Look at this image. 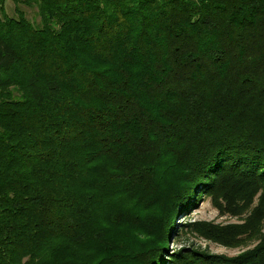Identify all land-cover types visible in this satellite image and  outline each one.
<instances>
[{"label":"trees","instance_id":"16d2710c","mask_svg":"<svg viewBox=\"0 0 264 264\" xmlns=\"http://www.w3.org/2000/svg\"><path fill=\"white\" fill-rule=\"evenodd\" d=\"M12 2L0 264H264V0ZM199 195L245 221L215 228L220 243H260L169 256Z\"/></svg>","mask_w":264,"mask_h":264},{"label":"rangeland","instance_id":"374dc122","mask_svg":"<svg viewBox=\"0 0 264 264\" xmlns=\"http://www.w3.org/2000/svg\"><path fill=\"white\" fill-rule=\"evenodd\" d=\"M15 8L16 6L12 0H6L8 16L17 17ZM21 8L31 22L37 26L40 25L37 7L22 6ZM255 206H257V201H255L253 207ZM175 222L177 226L173 228L172 239L168 246L169 256L182 250H187L188 253L195 249L209 255L237 257L254 249L260 243L257 236H252L253 238L242 240L237 244L234 243L232 246L220 243L216 239L218 232L215 228L220 230L229 225L244 224L245 221L242 218L221 212L209 196L203 198L199 195L196 201L192 200L188 209L184 208L181 213L177 214ZM194 224L197 225L195 228L185 227ZM261 228V233L264 234V225Z\"/></svg>","mask_w":264,"mask_h":264}]
</instances>
